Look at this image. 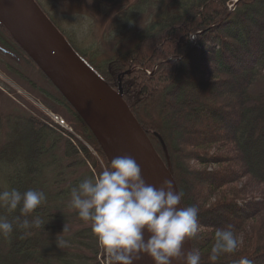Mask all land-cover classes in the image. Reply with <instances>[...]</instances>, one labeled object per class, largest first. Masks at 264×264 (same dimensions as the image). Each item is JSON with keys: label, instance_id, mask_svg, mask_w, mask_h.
<instances>
[{"label": "trees", "instance_id": "trees-1", "mask_svg": "<svg viewBox=\"0 0 264 264\" xmlns=\"http://www.w3.org/2000/svg\"><path fill=\"white\" fill-rule=\"evenodd\" d=\"M95 1L117 7L127 0ZM235 1L137 0L134 5L143 4L141 8L148 6L151 10L144 31L125 45L121 44L124 38L120 34V40L101 50L77 47L48 16L90 69L111 90L121 91L124 104L172 175L185 216L193 264H264V192L259 202L220 193L238 180L264 189V0H239L233 8ZM125 14L129 21V13ZM124 15L118 20L123 30L127 25ZM0 34L1 48L35 66L1 24ZM39 73L55 93L46 97V107L54 113L64 111L76 123L84 142L107 165L90 128L40 68ZM20 122L26 126L21 130L24 133L0 149V264H49L53 256L39 250L38 237L50 231L49 219L56 217L48 213L51 209L45 205L47 202L43 204L44 189H38L42 183L39 162L50 152L45 147L56 130L47 126L46 118L30 116ZM2 123L0 118V130ZM195 125L202 128L190 130ZM216 144L230 156H220L215 162L228 164V169L194 171L190 162L196 159L195 154H208L207 159L212 154L215 158ZM66 145L68 157L78 156L76 149ZM81 153L91 163L89 149L81 146ZM17 158L23 162L22 170L4 173L7 187L3 191L2 164L7 159V165L13 167ZM97 163L92 161L91 168L99 177ZM80 185H72V192L77 193ZM101 185L104 187V182ZM214 191L218 194L211 203ZM102 210L104 221L108 206ZM211 211L220 213L219 222L205 223L204 217ZM97 214L95 209H86L69 217L86 218L93 225L88 237L95 244ZM65 218L58 216L59 220ZM243 226L250 231L247 236L243 234L244 241L238 245L234 235ZM202 227L206 229L202 231ZM76 237L82 245V233Z\"/></svg>", "mask_w": 264, "mask_h": 264}, {"label": "rangeland", "instance_id": "rangeland-1", "mask_svg": "<svg viewBox=\"0 0 264 264\" xmlns=\"http://www.w3.org/2000/svg\"><path fill=\"white\" fill-rule=\"evenodd\" d=\"M34 1L36 2V0ZM37 1L41 7L37 2L36 4L43 13L47 17L50 16L57 26L68 37L72 38L77 47L81 49H104L120 40V34L124 38L121 44L124 43L125 45L128 42H133L134 37L144 31V26L147 22L146 16H150L151 11L148 9V6H145L144 9L141 8L143 4L139 7L134 5L137 0H127L125 5L117 7L99 5L95 0H80L81 2L77 0ZM135 7L140 8V10H137ZM126 11L130 15L129 21L125 14ZM136 11H138V14L134 13ZM122 15H124L123 21L127 22L125 30H123L124 27H121L118 22L119 17ZM0 24L7 31L1 22ZM57 30L59 31L58 28ZM10 37L18 46L13 37L11 35ZM5 52L6 50L0 47V118L3 122L0 130V149L6 147L16 135L24 133L21 130H25L23 126H26L20 121L27 117L46 118L47 126L50 129L56 130V134L48 139L45 147L50 152L47 155H43L39 162V167L42 169L39 173V183H42L38 189L39 192L44 189V192L41 194L44 195L45 201L43 204L47 202L45 205L51 209L48 213L50 212L56 217L49 219L52 226L50 231L49 229L45 230L46 233L42 234V237H38L39 250H43L45 256H53L51 260L46 259L50 261L49 264H117L112 243L115 190L108 162L106 165L100 159L97 152L84 142L83 138L77 133L76 123L70 120L64 111L54 113L49 107H46L48 106L47 102H45L47 101L46 97L54 96L55 93L42 79L38 66L36 64L35 66L31 65L26 60L17 58L11 53L7 55ZM201 79L205 81L211 80L209 77H201ZM222 99L224 100L225 98ZM56 116L60 119H56ZM61 119L63 120V124H61ZM50 124L55 127H52ZM13 128H15V131H13ZM201 128L200 125H195L190 130L197 131V129ZM66 140L68 141L65 142ZM67 143L78 151V156L75 158L68 157L65 153ZM216 145L213 150L215 158L212 154H210V157L208 156L210 159L205 157L208 154H195V156L197 155L196 159L190 162V166L194 167V171L204 170L205 173H213L224 167H228V164H217L215 162V159L220 156H230L229 153L223 151L224 148H221L220 145L216 147ZM81 146L89 149L90 157L95 164L98 162V168L101 170L99 177L94 174L95 171L91 168L92 161L91 163L88 162L84 154L81 153ZM208 151L206 152L208 153ZM6 161L7 159H5L1 168V187L3 191L7 187L4 173L14 174L18 170L21 171L23 167V162L20 158L16 159V164L13 167L7 165ZM231 165L233 164L231 163ZM232 167L235 168L234 166ZM90 172L94 174V177ZM78 182L81 183L80 190L77 193L72 192V185ZM102 182H104V187L101 185ZM236 182L238 183H234L233 186L227 188L231 191H220V193L225 194V197L238 196L239 198L240 196V198L242 197L245 200L260 201L264 192L262 186H257L254 183H245L243 180ZM216 194L218 192H212L211 203L214 202ZM5 201L2 198L1 202L5 203ZM104 205L108 206V214L107 220L103 221L102 208ZM86 209H95L98 213L94 222L97 234L96 244L93 242V238L89 239L88 237V229L91 224L86 218H81V220L69 218L73 214ZM219 215L220 213L211 211L208 215H205L204 219L207 220L205 223L219 222L221 220ZM58 216L67 218L59 220ZM262 219L264 220V217ZM258 221L260 220L258 219ZM205 229L202 227V231ZM86 230L87 233L85 232ZM249 231L250 228H244L243 226L241 230L237 231V234L235 233L234 236L238 240V245L244 241V237L242 238L243 234L247 236ZM77 233H82L84 236V238L80 239L82 245L77 242ZM88 245H93V247H89Z\"/></svg>", "mask_w": 264, "mask_h": 264}, {"label": "water", "instance_id": "water-1", "mask_svg": "<svg viewBox=\"0 0 264 264\" xmlns=\"http://www.w3.org/2000/svg\"><path fill=\"white\" fill-rule=\"evenodd\" d=\"M0 22L87 124L105 155L115 190L112 243L117 264H160L145 238L150 223L170 225L172 264H193L177 186L121 91L111 90L95 75L34 0H0ZM128 203L136 209L132 223L125 217Z\"/></svg>", "mask_w": 264, "mask_h": 264}, {"label": "bare ground", "instance_id": "bare-ground-1", "mask_svg": "<svg viewBox=\"0 0 264 264\" xmlns=\"http://www.w3.org/2000/svg\"><path fill=\"white\" fill-rule=\"evenodd\" d=\"M89 80L94 84L99 83L92 78ZM155 201L158 207L159 203L156 198ZM135 215L136 209L133 203H128L126 205L125 213L126 220L129 223H132L134 221ZM145 238L160 264H172L175 258V240L172 229L168 223L164 225H158L154 223L147 224L145 226Z\"/></svg>", "mask_w": 264, "mask_h": 264}, {"label": "built area", "instance_id": "built-area-1", "mask_svg": "<svg viewBox=\"0 0 264 264\" xmlns=\"http://www.w3.org/2000/svg\"><path fill=\"white\" fill-rule=\"evenodd\" d=\"M55 118L58 119L59 117L56 116ZM59 119H60V118H59ZM62 122H63V120L61 119V124H63Z\"/></svg>", "mask_w": 264, "mask_h": 264}, {"label": "flooded vegetation", "instance_id": "flooded-vegetation-1", "mask_svg": "<svg viewBox=\"0 0 264 264\" xmlns=\"http://www.w3.org/2000/svg\"><path fill=\"white\" fill-rule=\"evenodd\" d=\"M5 54L10 55L9 53L5 52Z\"/></svg>", "mask_w": 264, "mask_h": 264}]
</instances>
